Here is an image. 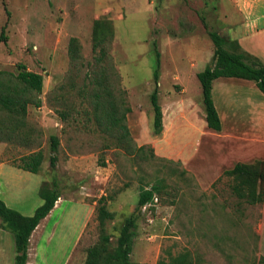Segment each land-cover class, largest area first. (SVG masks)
I'll use <instances>...</instances> for the list:
<instances>
[{"label": "rangeland", "instance_id": "rangeland-1", "mask_svg": "<svg viewBox=\"0 0 264 264\" xmlns=\"http://www.w3.org/2000/svg\"><path fill=\"white\" fill-rule=\"evenodd\" d=\"M221 1L0 0V35L4 29L7 37L0 39V70L14 72L21 62L45 78L43 104L30 106L28 122L34 135L40 133L34 148L45 153L46 180L55 183L63 197L96 201L70 264H84L87 247L99 238L96 207L101 196L116 214L106 223L115 245L119 227L135 210L140 187L161 179L164 188L157 202L142 210L138 219L131 253L135 263L157 264L185 252L193 264H259L264 257V201L249 204L238 198L231 187L233 177L223 174L238 162L242 144L224 139L225 147L219 150L222 145L205 135L189 167L158 156L151 143L146 145L155 156L149 150L144 157L126 156L107 146L110 140L98 129L90 99L82 90L93 69L89 63L94 20L109 18L115 27L110 53L118 73L116 94L132 108L127 122L140 143L145 130L152 132L150 97L155 86L161 104L182 98L185 94L174 81L180 70L188 94L198 100L202 97L201 84L192 74L206 68L213 57L214 44L206 27L226 34L223 27L234 21L218 7ZM73 36L82 44L84 66L71 63L68 45ZM156 49L161 53L158 85L154 81ZM63 91L67 95L61 101L58 95ZM63 109L68 111L67 118L58 112ZM52 135L60 140L54 167L50 165ZM197 137L198 132L190 130L188 138ZM183 140L174 138V143L180 145ZM262 150L260 144V159H264ZM29 151L14 141H0L2 161L16 162Z\"/></svg>", "mask_w": 264, "mask_h": 264}, {"label": "trees", "instance_id": "trees-1", "mask_svg": "<svg viewBox=\"0 0 264 264\" xmlns=\"http://www.w3.org/2000/svg\"><path fill=\"white\" fill-rule=\"evenodd\" d=\"M214 50L211 64L199 71L197 76L202 87V105L205 111L207 126L213 130L221 131L222 123L213 99V82L221 77H235L254 81L264 94V63L257 57L245 51L237 40L209 29ZM115 36L114 23L109 18L94 20L92 27L93 60L89 63L93 69L86 75L89 82L82 90L90 99L94 121L98 129L110 140L107 146H114L124 152L126 156L134 158L144 157V151L155 153L148 145H138L131 135L127 122L128 114L132 111L126 98L116 94L118 73L110 53V46ZM1 40H7L4 29L0 35ZM156 47V44H155ZM80 39L73 36L69 40L68 54L72 64L84 66ZM160 52L156 49L157 62L154 69V81L159 84ZM95 73L92 76V72ZM45 85L44 75L28 69L26 64L18 63L14 72L0 70V141H14L19 146L29 149L14 162L24 170L38 173L42 169L45 153L36 149L34 128L29 125L28 113L30 106L40 107L43 100L40 95ZM67 92L58 96L61 101L66 99ZM151 104L154 111L153 133L158 135L163 130V108L159 101V89L155 86L151 94ZM56 109H58L55 106ZM64 118L68 117L67 110L58 111ZM50 165L54 167L58 160L60 140L52 135ZM114 139V140H112ZM114 142V143H112ZM148 148V149H147ZM223 174L233 177L231 185L233 193L249 204L264 201V159L254 162H237L232 168L226 169ZM164 185L162 179L152 186L142 185L135 210L125 218L119 227L117 244L111 242L112 235L108 232L106 223L114 220L115 212L108 207L107 198L101 196L96 207V218L100 229L96 243L87 247L84 264H137L131 258L134 238L138 227V219L143 207L147 203H154V198L162 192ZM43 203L34 214L27 216L20 211L9 207L0 197V226L14 234L16 246V264H27L30 237L34 229L45 218L56 201L61 196L55 183L45 180L40 189ZM152 206L149 208L151 209ZM190 255L185 252L175 257L160 259L157 264H193ZM259 264H264L261 257Z\"/></svg>", "mask_w": 264, "mask_h": 264}, {"label": "crops", "instance_id": "crops-1", "mask_svg": "<svg viewBox=\"0 0 264 264\" xmlns=\"http://www.w3.org/2000/svg\"><path fill=\"white\" fill-rule=\"evenodd\" d=\"M218 7L226 17L234 19L223 27L226 34L221 33L237 40L245 51L264 63V0H223ZM198 72H193L192 76L198 78ZM182 78V73L177 70L174 81L185 95L161 104L164 114L162 132L155 135L153 129L152 132L151 129L145 130L138 144L151 143L158 156L189 167L199 153L202 138L210 135L217 145L224 139H236L239 145L242 144L238 162L260 159L258 146L264 147V94L257 84L235 77L214 80L213 99L222 123L221 131H216L207 126L202 97L198 100L196 96H190ZM190 130L192 134L198 132L194 140L188 138ZM180 137L184 138L182 144L174 143V138ZM221 145L223 147L219 150L225 147ZM45 180L44 169L33 173L19 168L14 162L0 160V197L9 207L24 215H33L43 203L40 189ZM95 203L61 195L31 234L27 264H70L93 217ZM16 254L14 234L0 226V264H16Z\"/></svg>", "mask_w": 264, "mask_h": 264}, {"label": "built area", "instance_id": "built-area-1", "mask_svg": "<svg viewBox=\"0 0 264 264\" xmlns=\"http://www.w3.org/2000/svg\"><path fill=\"white\" fill-rule=\"evenodd\" d=\"M157 200H158V197L156 196V197L154 198V203L157 202ZM154 203H147V204L143 207V210L148 209V208H149L150 206H152Z\"/></svg>", "mask_w": 264, "mask_h": 264}]
</instances>
